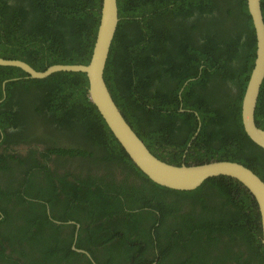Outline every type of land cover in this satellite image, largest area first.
I'll list each match as a JSON object with an SVG mask.
<instances>
[{
  "label": "trees",
  "instance_id": "obj_1",
  "mask_svg": "<svg viewBox=\"0 0 264 264\" xmlns=\"http://www.w3.org/2000/svg\"><path fill=\"white\" fill-rule=\"evenodd\" d=\"M101 4L0 0V56L36 70L87 63ZM117 6L104 79L148 149L176 165L229 159L264 180V151L241 120L256 56L247 0ZM261 9L264 18V0ZM261 87L255 121L264 128ZM87 88L84 71L34 79L0 65V145L29 146L27 157L0 153V264H93L71 247L75 231V246L98 264H264L261 213L241 183L216 175L174 190L151 181Z\"/></svg>",
  "mask_w": 264,
  "mask_h": 264
},
{
  "label": "water",
  "instance_id": "obj_2",
  "mask_svg": "<svg viewBox=\"0 0 264 264\" xmlns=\"http://www.w3.org/2000/svg\"><path fill=\"white\" fill-rule=\"evenodd\" d=\"M247 7L255 30L256 56L241 102V120L245 133L264 151V128L259 127L255 121L256 104L264 80V18L261 0H247ZM118 22L117 0H102L99 24L87 63L59 62L49 65L44 70H36L21 59L0 56V65L17 67L25 72L27 77L34 79L45 78L57 70L84 71L88 78L87 97L97 107L113 136L140 171L156 184L174 190L193 189L206 178L216 175H227L238 181L254 197L259 207L261 243L264 246V180L252 169L229 159L192 163L182 161L179 165L166 162L148 149L124 118L104 79V67ZM76 237L77 232L75 231L72 248L85 253L93 264H98L87 250L75 246Z\"/></svg>",
  "mask_w": 264,
  "mask_h": 264
},
{
  "label": "flooded vegetation",
  "instance_id": "obj_3",
  "mask_svg": "<svg viewBox=\"0 0 264 264\" xmlns=\"http://www.w3.org/2000/svg\"><path fill=\"white\" fill-rule=\"evenodd\" d=\"M6 147V148H5ZM5 148V149H4ZM41 150V149H38ZM5 152L6 154L12 155V157H15L16 155H20L21 157H27L29 155V146L26 145H20V143H10L8 145L3 144L0 145V153ZM10 158V157H8ZM14 161V160H12ZM1 175V174H0ZM74 241V239H73ZM73 244V242H72ZM71 244V247H72ZM80 248V247H78Z\"/></svg>",
  "mask_w": 264,
  "mask_h": 264
}]
</instances>
